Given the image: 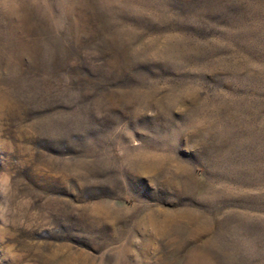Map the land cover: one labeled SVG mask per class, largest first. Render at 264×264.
Here are the masks:
<instances>
[{"label": "rangeland", "instance_id": "1", "mask_svg": "<svg viewBox=\"0 0 264 264\" xmlns=\"http://www.w3.org/2000/svg\"><path fill=\"white\" fill-rule=\"evenodd\" d=\"M0 264H264V0H0Z\"/></svg>", "mask_w": 264, "mask_h": 264}]
</instances>
